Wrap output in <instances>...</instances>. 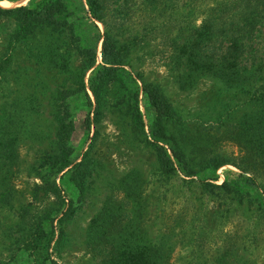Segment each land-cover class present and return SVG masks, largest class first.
Here are the masks:
<instances>
[{
  "label": "rangeland",
  "instance_id": "374dc122",
  "mask_svg": "<svg viewBox=\"0 0 264 264\" xmlns=\"http://www.w3.org/2000/svg\"><path fill=\"white\" fill-rule=\"evenodd\" d=\"M28 1L37 5L42 0H0V6L14 7ZM66 1L78 17L86 15L79 8L84 0ZM186 2L176 3L187 10ZM99 5L116 44L129 47L124 68L135 79V87L128 77L107 86L97 121L85 127L80 108L81 59L75 45L84 46L92 37L86 18H70L72 37L78 40H67L61 47L70 72L27 57L25 47L15 50L4 70L0 113L16 104L28 108L24 121H3L4 131H19L20 135L12 159H0V177L12 205L9 209L0 207V264H31L36 260L34 264H112L115 250L109 246V237H115L119 230L125 235L132 233L138 242L160 246L167 264H219L221 258L235 255L245 264H264V168L250 169L229 136L239 119L264 102V23L255 33L252 50L241 61L245 69L259 67L257 82L225 86L213 77L186 70L180 52L184 24L168 19L155 32H148L144 28L148 14L141 0H99ZM200 17L194 21L196 25ZM96 24L102 32V25ZM5 26L0 20V31ZM46 37V32L35 34L27 46L33 48L32 55ZM1 49L0 36V56ZM99 63L98 41L94 66ZM91 70L84 74L85 85ZM142 82L158 86L175 112L176 120L167 129L183 151L185 166L176 165L168 175L158 173L153 150L144 140L149 139L150 113L144 108ZM60 89L71 93L65 99L72 119L67 142L74 161H82L80 168L73 166L74 182L67 176L61 179L65 169L54 176L47 162L54 152L49 105L52 93ZM86 92L93 101L87 88ZM134 92L145 136L129 130L126 112ZM25 125L36 133H21ZM215 156L225 163L213 168L208 159ZM130 174L135 175L133 180ZM243 177H252L254 185L243 186ZM53 179L62 189L63 201H72L71 214L60 222L56 218L65 202L44 192ZM224 180L232 185L214 186ZM203 182L210 187L205 188ZM130 188L136 195L127 193ZM21 208L45 219L46 227L52 229L51 233L45 228L50 244L36 246L31 252L36 260L18 251L21 241L13 210Z\"/></svg>",
  "mask_w": 264,
  "mask_h": 264
},
{
  "label": "trees",
  "instance_id": "16d2710c",
  "mask_svg": "<svg viewBox=\"0 0 264 264\" xmlns=\"http://www.w3.org/2000/svg\"><path fill=\"white\" fill-rule=\"evenodd\" d=\"M145 12H147V24L144 27L148 32H155L166 21L184 24L180 29L185 34V40L180 45V52L184 55V64L188 69L203 75L217 79L225 86H238L244 83L255 84L259 76V67H241L243 57L252 50L255 33L259 26L264 23V0H187L188 9H181L177 5L178 0H141ZM210 2V3H207ZM204 3L203 7L201 5ZM207 3V4H206ZM80 9L86 15L78 17L73 9L67 8L66 0H42L37 5L28 1L25 5L14 7L0 6V20L6 26L0 31L2 49L0 56V82L6 79L4 70L9 66L16 49L24 48L27 57L36 58L43 64H48L62 72H70L67 57L61 51L62 44L67 40H78L73 36V25L71 17L86 18L92 29V37H88L86 45H75V50L80 56L81 64L78 71L79 91L83 97L80 108L83 111L82 123L88 127L90 122L98 120L100 115V99L102 92L115 81L123 82V77H128L132 86L134 80L130 73L125 70L127 65L125 57L129 47H119L115 39L107 29L104 21L103 7L99 0H84ZM86 8V9H84ZM76 11V9H75ZM165 12V13H164ZM201 15L199 23L194 21ZM159 17L162 19L159 20ZM96 22L102 25L100 32ZM83 24V22L81 23ZM3 26V24H2ZM38 32H46L47 37L39 41L36 53L32 55L33 48L27 47L31 44L33 37ZM99 41V64L95 67L96 45ZM30 55V56H29ZM92 69L87 78L86 85L83 82L84 74ZM136 78V77H135ZM89 90L93 101L86 92ZM128 88V87H125ZM141 93L145 110L150 113L148 127L149 139L144 140L151 146L156 168L161 175H168L175 168L185 166L184 154L180 149L176 138L168 131L169 123L176 120L175 112L171 104L161 93L158 86L152 83L142 82ZM69 91L56 90L51 95L49 105V116L53 128L54 152L49 157L48 168L54 176L63 171L61 179L67 176L75 181L74 167L80 168L82 161H74L71 145L67 142L72 130V119L70 105L65 99L70 95ZM25 104L15 105L0 113V159H12L16 139L19 131H4L3 121L14 118L26 117ZM90 114H92L90 119ZM129 130H138L142 135L143 123L137 108V93H132L131 103L127 106ZM91 120V121H90ZM25 125L20 129L21 133L35 134L36 131ZM4 131V132H3ZM3 132V133H2ZM8 132V135H6ZM231 139L243 152L245 163L249 168H264V102L248 116L239 119L229 131ZM145 136V135H144ZM166 145V147H164ZM86 151L82 153L84 158ZM209 164L217 168L224 164L218 157H210ZM245 169V168H242ZM240 168V170H242ZM130 180L135 175L130 174ZM76 185V183H75ZM231 182L222 181L217 188L231 186ZM242 185L252 187V177H243ZM203 186L210 187L209 183L203 182ZM0 207L2 209L12 208L9 193L4 181L0 177ZM238 191L237 188L234 189ZM44 192L49 193L62 203L57 221L69 217L72 212V201H63L62 189L55 183L54 179L47 183ZM130 196L136 195L135 191H127ZM134 199L133 197L131 200ZM131 202V201H130ZM132 203V202H131ZM65 206L66 208L63 209ZM18 223L20 247L18 251L24 255L27 253L36 260L32 251L35 247L50 244L51 237L45 225V219L34 217L26 208L13 210ZM129 218V217H128ZM51 226L52 219L49 220ZM129 221H132L129 218ZM49 231H47L46 229ZM115 237H109V246L113 253L112 264H167L164 261L165 253L160 246L149 243L138 242L132 233L125 235L123 231H117ZM58 241L54 242L57 245ZM237 255L222 259L219 264H245ZM36 261H31L34 264Z\"/></svg>",
  "mask_w": 264,
  "mask_h": 264
}]
</instances>
